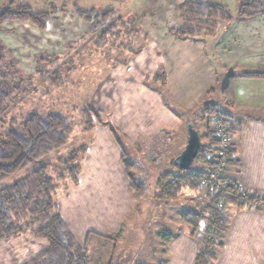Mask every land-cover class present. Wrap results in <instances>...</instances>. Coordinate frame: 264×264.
Wrapping results in <instances>:
<instances>
[{"label": "crops", "instance_id": "0c3cea01", "mask_svg": "<svg viewBox=\"0 0 264 264\" xmlns=\"http://www.w3.org/2000/svg\"><path fill=\"white\" fill-rule=\"evenodd\" d=\"M206 1L224 4L232 13L237 11L238 0ZM127 9L132 16L131 9ZM19 24L26 29L30 23ZM181 26L178 12L166 18L160 34L164 42L145 44L138 55L113 67L96 86L87 104L109 117L128 137L125 159L134 163L133 173L138 182L145 183L146 193L139 198L134 194L123 163L124 151L108 127L97 122L89 132L84 123L81 137L76 134L80 146L87 148L77 183L69 181L60 185L57 191L58 211L79 246L88 248L93 241L92 248L98 247L102 251L98 257L90 254L100 263L134 264L144 260V264H148L150 258L144 254L146 249L135 255L125 249L118 253L116 250L108 253L105 249L106 245L115 249L119 242L117 236L124 231L134 209L139 215L142 212L140 202L148 199L150 186L147 182L151 173L136 153L143 146L135 140L153 139L154 144H148L149 165L158 168L159 172L153 187L154 211L149 213L148 223H162L171 212H179L181 223L174 227L175 231L170 225L157 231L156 236L167 241L164 257L158 264H195L202 237L192 238L182 217L204 211L208 202L206 198H199L198 189L189 187H184L178 198L166 202L159 198L157 184L163 172V161H174L188 140L181 115H191L195 104L194 92L187 85L197 82L202 87L201 96L206 97L214 90L216 80L221 78L219 107L228 114L234 130L233 147L237 149L239 162L238 185L248 195L264 197V79L236 78L234 102L227 105L222 97L228 77L233 73L264 69V17L236 23L218 40H177L169 30ZM4 36L1 34L8 44ZM167 48L170 50L168 60L163 54ZM162 71L167 77L163 94H160L156 75ZM206 104L207 107L216 105ZM156 144L163 145L164 153L167 151L169 156L158 153ZM137 167L141 170H136ZM162 203L167 205L165 209L158 207ZM154 213L156 218L152 217ZM228 213L231 216L229 230L215 264H264V209L253 204L244 208L230 205ZM142 232L147 236V230ZM47 248L48 242L41 238L33 237L23 243L18 239L0 240V264H25ZM148 251L156 253V249Z\"/></svg>", "mask_w": 264, "mask_h": 264}, {"label": "trees", "instance_id": "16d2710c", "mask_svg": "<svg viewBox=\"0 0 264 264\" xmlns=\"http://www.w3.org/2000/svg\"><path fill=\"white\" fill-rule=\"evenodd\" d=\"M17 2L18 0H10L0 10V34L4 32L2 25L9 21L29 22L42 31L46 30L47 22L55 13V8L47 12H34L28 6L17 5ZM79 9L76 7L79 15L88 20L92 19L93 11L81 12ZM178 13L182 26L179 29L169 30L177 40L214 37L220 29L224 34L236 23L264 17V0H238L235 13L224 4L210 3L206 0H184ZM107 19L108 16L102 17L101 22L97 19L95 27L99 28ZM108 33H111V30L104 29L99 39L105 41ZM236 78L264 79V69H244L229 76L228 83L222 91L223 100L227 105L235 100ZM25 79L19 68V61L0 37V118L17 99L19 92L25 90ZM156 79L160 84V89L157 91L163 94L166 86L164 71L159 72ZM199 111L201 113L198 114V118L194 113L181 116L186 129L188 124L192 123L198 130L197 119H204L207 125L205 137L208 142L201 144L194 166L188 171L180 170L175 166L174 161H163V172L157 184L160 189L159 198L166 202L178 198L184 187L199 190L201 179L210 173L209 156L213 153L212 147L216 144L215 137L208 129L212 116L217 114L230 124L228 114L219 106L212 105ZM83 118L86 131H93L97 122L109 128L124 151L123 163L131 188L137 198L143 196L146 193L145 183L137 181L133 173L134 163L125 159L128 154L126 151L128 137L110 121L109 117L90 105L83 109ZM74 130L75 124L72 120L61 113H52L46 117L35 113L24 120L20 130H9L0 141V240L18 239L23 243L35 237L48 242L46 250L25 264H111L96 261L88 253L86 246H79L58 211L57 191L64 183L69 181L77 183L86 145L58 157L54 163L48 162L50 160L48 159L45 165L33 170L27 176L12 184L2 185L32 164L66 147ZM231 134L233 137L232 127ZM236 153L237 149L232 146L227 160L231 174L237 177L239 162ZM236 177L225 178L228 184L225 193L216 196L208 194L205 197L208 203L204 211L188 213L182 217L192 238H197L203 223H208L195 264H215L218 261L225 237H219L215 231L226 235L231 217L229 213L219 212L218 204L221 200L227 206L234 205L239 208L252 206L255 202L264 204V197L248 195L242 191ZM216 238H221V241H215Z\"/></svg>", "mask_w": 264, "mask_h": 264}, {"label": "rangeland", "instance_id": "374dc122", "mask_svg": "<svg viewBox=\"0 0 264 264\" xmlns=\"http://www.w3.org/2000/svg\"><path fill=\"white\" fill-rule=\"evenodd\" d=\"M9 1L0 0V10ZM183 2L184 0H18L17 5L28 6L34 12H47L55 8V13L49 18L44 31L32 23L25 29L20 26L19 21H9L2 25L4 32L1 34H5L8 44L2 38L1 40L19 61V68L26 79L25 90L19 92L17 99L0 118V141L9 130H20L24 120L35 113L42 117L61 113L72 120L75 130L66 147L32 164L2 185L12 184L27 176L33 170L45 165L48 159H50L48 162H56L60 154L69 153L81 145L76 134L81 137L80 132L84 126L83 109L90 102L96 86L105 79L113 67L124 64L125 61L138 55L145 44L155 41L158 44L164 42L160 36L163 23L166 18L178 12ZM76 7L80 8L81 12L93 11L92 19L88 20L79 15ZM127 8L131 9L132 16ZM105 16L109 19L96 28L97 19L101 22V18ZM104 29L111 30L105 41L99 39ZM220 30L214 37L204 39L218 40L223 34V30ZM136 52L138 53L135 54ZM169 52V48L163 50L167 60ZM221 82L219 77L213 86L214 92L206 97L201 96L202 87L197 82L195 85H187L194 92L193 104L195 105L192 107V112L196 114V118L201 113L199 110L207 107L206 102L220 105L221 94L218 90L222 88ZM197 120L201 141L205 143L206 122L201 118ZM135 142L143 146V149L136 153L143 159L151 173L147 182L150 186L148 199L140 202L139 208L142 212L139 215L134 209L132 216L126 222L124 231L117 236L119 242L115 249L112 245H106L105 251L111 253L116 250L118 253L125 249L135 255L142 253V249H146L144 254L150 258L148 264H158L159 259L164 257L167 241L160 240L156 236L157 231L167 228L168 225L173 230L174 227H178L176 225H181L180 214L171 212L169 218L168 216L163 218V224L154 222L149 225V213L154 211L155 204L153 187L159 170L149 165L148 144H154L153 139L149 141L136 139ZM156 147L163 157L169 156L167 151L164 153L163 145L156 144ZM136 170L140 171L141 168L137 167ZM198 195L199 198H205L201 192ZM158 207L165 209L167 205L162 203ZM227 207L229 209V206ZM226 212L228 214V211ZM152 217L156 218L157 215L154 213ZM207 228L208 223H203V228L200 229L201 237H204ZM143 229L148 231L147 236L142 232ZM215 241L219 242V239L216 238ZM92 243L94 242L90 241L88 245V253L96 254L98 257L102 251H99L98 247L92 248ZM151 249H156V253L148 251ZM144 263L145 261L142 260L136 264Z\"/></svg>", "mask_w": 264, "mask_h": 264}, {"label": "built area", "instance_id": "2783aa9c", "mask_svg": "<svg viewBox=\"0 0 264 264\" xmlns=\"http://www.w3.org/2000/svg\"><path fill=\"white\" fill-rule=\"evenodd\" d=\"M208 129L215 137L216 144L212 147L213 153L209 156L210 173L204 176L200 182L199 192L203 197H207L208 194L216 196L225 193L228 187L225 178L236 177L231 174L227 160L230 149L234 144L230 124L225 118L216 114L212 116ZM254 205L264 209L262 203L255 202ZM218 210L220 213H227L228 207L224 201H220ZM216 234L221 238L225 237L224 233L216 231ZM221 238H219V241H221Z\"/></svg>", "mask_w": 264, "mask_h": 264}, {"label": "water", "instance_id": "95a60500", "mask_svg": "<svg viewBox=\"0 0 264 264\" xmlns=\"http://www.w3.org/2000/svg\"><path fill=\"white\" fill-rule=\"evenodd\" d=\"M187 133L188 140L186 146L174 160L175 166L183 171H188L194 166L202 144L200 133L194 128L192 123L188 124Z\"/></svg>", "mask_w": 264, "mask_h": 264}]
</instances>
